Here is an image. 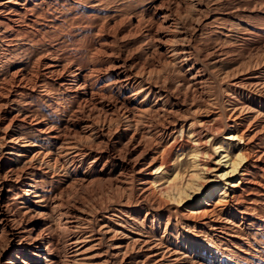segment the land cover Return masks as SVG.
Masks as SVG:
<instances>
[{
	"label": "bare ground",
	"instance_id": "bare-ground-1",
	"mask_svg": "<svg viewBox=\"0 0 264 264\" xmlns=\"http://www.w3.org/2000/svg\"><path fill=\"white\" fill-rule=\"evenodd\" d=\"M35 4L31 0H0V28L5 30L2 37L8 44L34 23L30 7ZM161 15L153 30L144 32V38L156 43L164 58L162 67L181 72L178 79L170 82L173 89L167 85L166 77L159 76L163 68L147 70L117 54L114 58L104 51L108 42L99 44L96 50L104 57L103 67L100 62L89 68L66 65L55 56L53 48H46L36 52L29 69V63L26 67L20 62L8 79L1 80L0 264H264V247L251 240L246 230L251 221L259 226L264 223L251 217L264 207V182L254 180L258 173L260 179L264 177L263 146H254L259 150L252 164L244 169V186L240 189L245 195L243 200L227 205L228 212L223 216L224 209L218 213L209 205L199 215H187L185 225L176 226L156 207L149 175L157 162L166 163L169 152L148 161L142 147L163 142L165 137H173L176 142L177 136L182 139L186 126L172 105L180 101L182 93L203 96L201 86L206 77L204 66L192 55L185 25L169 10ZM230 78L238 90L233 96H225L226 117L220 115L225 117L224 128H243L239 138L247 145H258L264 137V45ZM66 100L78 102L75 112L85 115V119L68 127ZM41 108L53 112L44 115ZM205 112L203 119L207 120L210 115ZM54 113L59 117L54 118ZM221 126L215 123L202 130L212 135ZM19 127L27 132L21 133ZM126 137L127 141L120 145L119 141ZM80 138L90 146L80 144ZM243 157H236L233 166ZM86 160L90 161L84 168ZM115 165L120 171L113 184L124 196L118 204L109 202L105 208L93 210H87L84 204L68 205L66 195L70 189L100 181ZM53 187L56 193L49 190ZM126 192L129 194L125 196ZM133 196L138 202L130 207Z\"/></svg>",
	"mask_w": 264,
	"mask_h": 264
},
{
	"label": "rangeland",
	"instance_id": "rangeland-1",
	"mask_svg": "<svg viewBox=\"0 0 264 264\" xmlns=\"http://www.w3.org/2000/svg\"><path fill=\"white\" fill-rule=\"evenodd\" d=\"M31 2L36 3L35 6L31 5L30 7L35 19L34 23L29 25L31 28L28 26L29 28L24 30H27L26 32L22 31L12 41L7 39L8 42L10 41L9 44L2 37L5 30L0 28V83L2 79H8L10 72L20 62L24 63L25 66L29 63L28 67L26 66L29 69L33 64L36 52H43L49 48H53L55 56L57 58L59 56L60 60L63 59L61 61L66 62V65L77 64L78 67L89 68L90 65L101 63L100 65L103 67L104 57L97 55L96 50L99 44L108 42L104 51L112 53L114 58L119 56L129 62L132 60L130 63L147 70L163 68L164 73L159 76L166 77L167 85L173 89L170 82L175 81L181 72H173L171 67L167 69L162 67L163 56L151 38H144V32H151L165 11L169 10L172 16L178 17L179 21L185 25L186 34L188 33L189 39H187L192 48V55L194 54V58L204 66L203 70L206 77L201 86L203 96H199L196 92H188L185 95L182 93L180 101L176 105H172L174 111L177 112V118H181L186 126L182 141L179 136H177V142L173 137H165L163 142L155 141L157 144L142 147V150L146 152L148 161L159 159L166 150L169 152L166 163L159 165L157 162L149 175L150 189L157 199L156 207L165 219L169 217L176 226H182L186 224L187 215H199L205 208H209V205L214 206L211 209L214 208V211L218 213L224 209L221 214L223 216L228 212L225 211L228 208L227 205L230 203L235 205L243 200L245 195L240 192L244 186L242 175L245 167L252 164L257 150H259L257 147H264V137L258 144L259 146L247 145L246 141L239 138L243 128L239 130L224 128L225 101L227 100L225 96H233L234 91L238 90V87L233 85L230 75L240 69L242 64L247 63L257 48L264 45V0H196L194 3H190L189 0H31ZM40 6L43 7L40 8ZM36 16L37 18H35ZM230 25L234 27H230ZM250 32L255 34L250 36ZM23 33L24 36H22ZM261 34L262 36H260ZM37 37L39 38L37 39ZM141 39L143 40L141 41ZM107 60L112 62V59ZM75 61L76 63H73ZM154 76H152V82L155 83L157 79ZM66 102L67 127L74 122L85 119L84 113L75 112L78 102H71L70 100H66ZM50 110L47 108L40 109L44 115L50 113ZM205 110L210 115L207 120L203 119ZM51 112L53 111L51 110ZM179 113L181 116L178 117ZM52 116L57 118L59 114L54 113ZM72 119H74L73 122ZM215 123H221L222 126L212 135L206 134L202 130L206 125L210 126ZM22 128L19 127L18 130L21 133H26L27 131ZM85 141L84 138L79 139L80 144L90 146V142L86 141L87 143H85ZM126 141L127 137L120 140L119 144L121 145ZM174 143H180V145L171 148L170 145ZM99 148L104 149V147ZM240 155L247 157H243L238 165L233 166L234 160ZM103 158L97 165V171L101 168L105 156ZM89 161L86 160L84 168L88 166ZM119 171L116 165L109 167L110 173L107 172L100 181L82 188L70 189V194L66 195L68 205L83 206L82 204H84L83 207L87 210H93L95 208L103 209L109 202L118 204L124 197L122 191L116 189L113 184ZM259 174L261 175V173ZM259 176L255 177L254 180L263 183L264 177L260 179ZM49 190H52V193L57 192L55 187ZM128 194L126 192L125 196ZM238 200L239 202H237ZM137 202L138 200L133 196L130 198L128 206L135 207ZM261 203L264 204V199H261ZM143 214L140 219H142ZM262 215H264V207L262 211L252 213L251 217L264 221ZM140 219L138 222H141ZM262 225L259 226V224L251 221L246 230L251 240L255 239V242L264 247V223ZM241 236L245 237V235Z\"/></svg>",
	"mask_w": 264,
	"mask_h": 264
}]
</instances>
